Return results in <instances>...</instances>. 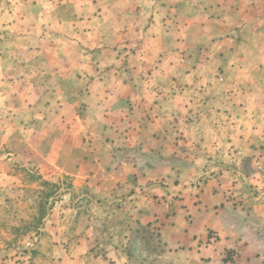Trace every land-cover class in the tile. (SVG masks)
Listing matches in <instances>:
<instances>
[{
    "label": "rangeland",
    "instance_id": "rangeland-1",
    "mask_svg": "<svg viewBox=\"0 0 264 264\" xmlns=\"http://www.w3.org/2000/svg\"><path fill=\"white\" fill-rule=\"evenodd\" d=\"M221 1L199 7L231 14V0ZM240 1L255 15L247 0ZM81 7L79 0H0V264H203L199 256H176L164 227L180 217L200 232H213L205 227L223 206H203L208 180H217L216 190L228 189L238 233L216 264H264V133L256 136L260 148L253 153L235 147L233 131L252 123L264 130V63L255 67L264 55V35L240 28L222 42L225 49L207 55L202 50L211 39L225 38L201 29L204 16H177L178 50L173 58L166 53L179 68L166 80L171 85L155 78L152 64L134 76L141 94H151L146 102L164 113L154 96L184 90L189 83L179 72L194 71L198 83L182 95L190 100L187 108L168 116L169 130L159 137L129 130L140 120L137 113L127 115L120 127L125 130L114 134L117 145L105 141L91 119L90 100L72 99L75 91H89L90 70L77 67L88 56L86 47L65 22ZM255 8L264 16V3ZM233 39L241 42L235 47ZM125 56L122 63L129 62ZM254 83L261 90L254 91ZM148 106L146 116L154 112ZM106 156L113 165L102 163ZM115 169L123 174L111 175ZM155 207L157 219L150 214ZM252 214L259 220L255 229L248 223Z\"/></svg>",
    "mask_w": 264,
    "mask_h": 264
},
{
    "label": "crops",
    "instance_id": "crops-1",
    "mask_svg": "<svg viewBox=\"0 0 264 264\" xmlns=\"http://www.w3.org/2000/svg\"><path fill=\"white\" fill-rule=\"evenodd\" d=\"M207 1L217 5L222 3L221 0H79L82 7L77 16L65 22L77 33L75 37L79 39L77 42L82 44L81 48H83L82 46L86 47L83 52L87 53L88 56L83 54L81 56L83 61L79 62L77 67L80 69L88 68L90 77L85 80L89 91H75L76 95L72 99L74 101H78L77 99L90 100V106H87V111L88 113L92 112L91 119L94 120L93 122L100 125V133H105L108 136L104 139L105 141L113 142L114 134L119 135V130H125V128L120 127L123 125V120L126 116L131 115V113H137V119L140 120V124L138 123L137 126H133L129 130H134L136 127L137 133L138 131H143L147 135L151 134V137H159L161 133H165L167 129L169 130L167 126L169 125L167 123L168 116L174 117L181 110L187 108L186 103L190 100L184 101V96L182 95L187 94L191 90L192 85L198 83L195 82L194 71L181 70L179 72L180 77H178L189 83L184 90H179L177 94L166 98L162 95L154 96L153 99H158L160 104L163 102L164 113L157 110L156 104L146 102L147 97L151 96V94L147 92L143 95L141 94L142 90L137 87L138 82L134 76L136 75L135 73L144 75V70L151 69V64L155 78L160 77L163 81H166L168 76L171 78L173 75H177L179 70L177 65L172 60H166L168 55L173 58L178 50L179 25H176L177 16H193L194 19H196L195 16H204V26L201 29L203 28L204 31L211 30L213 35L225 38L221 40L222 37H220L214 41L211 39L207 47L202 50L207 55L213 49L216 50L221 47L225 49L227 46H224L222 42L226 41L228 43L232 38L229 33L236 30L239 31L240 28H243L242 31L251 29L256 36L264 35V28H260L261 22H264V16H258L260 13L258 8H255V6L264 3V0H247L255 15H248L238 5L241 4L240 0H231L235 6L231 14L212 15L206 12L203 6L199 7L205 2L207 3ZM112 4L118 5L113 12L114 7ZM84 7L87 9L86 13L83 10ZM211 16L215 17L212 18ZM167 22L169 24H166ZM249 35L251 36V34ZM168 38L169 46L167 47ZM233 40V46L235 47L238 42H241ZM131 45H136V50L131 52L130 49H127ZM261 47L262 45L257 46V48ZM122 52L125 53V60H128V63L121 62ZM129 53L131 54L129 55ZM257 59L259 61H255V67L264 63V55H258ZM118 68L121 70L118 71ZM130 70L133 71L134 78H131V75L123 76L124 73L130 72ZM83 75L86 76V74ZM82 80L79 77L78 83L80 84ZM169 83L171 85L172 82H164L167 85ZM155 85H159V83ZM252 87L255 88L254 91L261 90L259 89L261 88L260 83H254ZM251 99H253L254 103L257 101V96ZM147 106L152 107L154 111L152 114L149 112V116H146L147 112L142 111ZM255 115L256 112L251 110L249 117H254ZM233 131L235 132L234 138L237 141L235 147L253 153H255L257 148L259 150L260 145L255 138L257 135L261 136L264 133L261 125L252 123L242 128L239 124L237 128L233 127ZM243 134L244 138H242ZM113 143L115 144L117 141ZM117 145H119V142ZM112 159L114 158L108 159L107 157V160L102 163L106 165L107 162L111 161V165H113ZM112 174L122 175L123 173L115 169L111 171ZM221 179L223 178L221 177ZM214 181L217 180H208L204 192L208 201L203 204V206H206L205 203H210L209 207H205L208 210L212 204L213 208H215L217 203H222L220 205L223 207L221 209L216 208L213 212L215 218L212 225L205 227L206 230H213V232L208 233L204 230L200 232L194 225L195 223L184 224L180 217H171V225L164 227L167 230L166 236H168L164 240L172 247L178 249L175 252L176 256L187 255L193 258L194 256H199L203 264H216L223 261L226 256L225 247L231 241L229 238L234 239L237 236L238 233L233 231L232 225L234 212L229 208V196L225 193L228 189L219 185L216 187L218 190H216ZM161 208L164 209L163 206ZM185 210L187 211V208ZM241 212L247 213V211L242 210ZM157 213V207L154 210L150 209V214L154 219L159 217ZM247 217L250 228L255 229L252 225H258V218H254L253 214ZM241 223L243 226L247 224L245 221ZM210 234H215L216 237L209 238ZM236 243L240 244V246L242 245V241H237ZM255 244L251 242L250 246H255Z\"/></svg>",
    "mask_w": 264,
    "mask_h": 264
}]
</instances>
